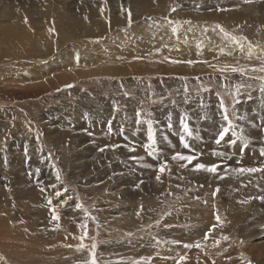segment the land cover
Instances as JSON below:
<instances>
[{"label": "rangeland", "instance_id": "obj_1", "mask_svg": "<svg viewBox=\"0 0 264 264\" xmlns=\"http://www.w3.org/2000/svg\"><path fill=\"white\" fill-rule=\"evenodd\" d=\"M152 1L0 3V264H264V0Z\"/></svg>", "mask_w": 264, "mask_h": 264}, {"label": "bare ground", "instance_id": "obj_2", "mask_svg": "<svg viewBox=\"0 0 264 264\" xmlns=\"http://www.w3.org/2000/svg\"><path fill=\"white\" fill-rule=\"evenodd\" d=\"M27 1V0H26ZM0 3H1V5L3 6V8L4 9H8V7L9 6H12V5H9L10 3L9 2H6V3H3L2 2V0H0ZM58 7V6H57ZM52 8H53V6H51V5H49L47 2L46 3H44L43 4V7H42V10H41V13L40 14H42V16L43 17H46V16H48L49 14H50V12H51V10H52ZM18 11H19V9H17ZM17 10H16V12L15 13H17ZM54 10V9H53ZM85 10V9H84ZM13 12V11H12ZM52 13V12H51ZM11 14V13H10ZM87 15V14H86ZM4 16V15H3ZM10 16V15H9ZM20 16V15H19ZM55 16H56V18H57V20L59 21V27H60V20L62 19L61 18V16L58 14V13H56L55 14ZM81 16H83V14L81 15ZM18 17V16H17ZM21 18V17H20ZM87 18H88V16H87ZM20 20H22V19H20ZM78 20V19H77ZM261 20V19H260ZM24 21V20H23ZM34 21H35V19H34ZM84 21V20H83ZM85 21H86V23H87V20L85 19ZM84 21V22H85ZM258 21H259V19H258ZM35 23V22H34ZM32 24H33V22H32ZM36 24V23H35ZM30 25V24H29ZM256 25V24H255ZM254 25V26H255ZM28 26V25H27ZM32 26V25H31ZM31 26H29L30 27V29H31ZM90 26V25H89ZM65 30L67 31V29H66V25L64 26V28H63V31L65 32ZM83 30V29H82ZM77 31V30H76ZM93 32V31H92ZM85 33H88V32H85ZM90 34V33H89ZM70 35V34H69ZM77 35H78V33H77ZM80 35V34H79ZM31 36L33 37V35L31 34ZM35 37V36H34ZM20 43V42H19ZM22 45H23V43H21ZM20 44V45H21ZM24 46L25 45H23L22 46V48H24ZM9 47V49H10V46H8ZM18 47V46H17ZM15 48H16V46H15ZM32 48V46H30L29 48L27 47H25L24 49H20L19 47H18V49H19V52H18V50H17V52L19 53V57H22V58H30V57H32V58H36L37 56H40V55H47L48 53H50V49L51 48H49V45H48V47H43V49L42 50H40V51H38L37 53H36V50L34 51V52H32V50H29V49H31ZM48 48V49H47ZM14 51H16V50H14L13 48L10 50V51H8L7 52V54L8 55H10V54H12V53H14ZM28 51V52H27ZM12 52V53H11ZM18 53H16L15 52V55L17 54L18 55ZM16 55V56H17ZM13 56V55H12ZM15 56V57H16ZM6 57H11V56H6L5 55V58ZM14 60L15 58L13 57H11L10 58V61L11 60ZM14 61H16V59L14 60ZM13 61V62H14ZM21 61V60H20ZM4 62H5V60H4ZM18 63V62H17ZM10 64V63H9ZM20 64V63H19ZM16 65V64H15ZM15 68V67H14ZM131 69V68H130ZM32 75H33V73H31ZM36 74V73H35ZM43 86V85H42ZM21 131V130H20ZM255 168V167H254ZM263 169H264V167H262ZM260 169V170H258V171H264L263 169ZM264 173V172H263ZM13 185V184H12ZM13 216H14V211L11 213V212H7L6 211V214H5V216L3 217L4 219L2 220V222H3V226H5L4 224L5 223H7V222H12V218H13ZM1 222V223H2ZM0 223V224H1ZM11 224H13L14 225V223L12 222ZM1 227V226H0ZM10 228V227H9ZM8 228H6V230H7ZM5 230V229H4ZM14 249V248H13ZM16 249V248H15Z\"/></svg>", "mask_w": 264, "mask_h": 264}, {"label": "snow or ice", "instance_id": "obj_3", "mask_svg": "<svg viewBox=\"0 0 264 264\" xmlns=\"http://www.w3.org/2000/svg\"><path fill=\"white\" fill-rule=\"evenodd\" d=\"M174 10V9H173ZM235 39V38H233ZM188 63H192L191 61H188ZM233 72H237V71H243L242 69H237V68H232L231 69ZM264 70V69H262ZM221 71H224L223 69H221ZM262 91H264V89H262ZM226 109H225V119L227 120V115H226ZM188 126L185 125V129L187 130ZM230 131V128L229 127H225L223 128V130L221 131V133L219 134V138L217 139V143H220V141H222L224 139V137L229 133ZM190 134V133H189ZM150 139L152 140V144L154 145L155 144V139L154 137H150ZM234 142V141H232ZM187 146V145H186ZM134 150V149H133ZM173 159H178V160H182V161H187V162H191L194 157L193 156H188V155H182V154H176ZM217 165H204V164H198L196 165V168L197 169H203L205 171H208V172H216V169H217ZM166 170V163L165 164H162L160 166V169L159 171L162 173ZM241 171H248V172H255V171H258V169H241ZM59 178V177H58ZM157 179H159V177H157ZM217 219H219V217L217 216ZM185 247H191V245H185ZM92 264H95V260L92 261Z\"/></svg>", "mask_w": 264, "mask_h": 264}, {"label": "crops", "instance_id": "obj_4", "mask_svg": "<svg viewBox=\"0 0 264 264\" xmlns=\"http://www.w3.org/2000/svg\"><path fill=\"white\" fill-rule=\"evenodd\" d=\"M183 0H181V2H182ZM154 2L151 0V3L149 4V5H152L150 8H155V3L153 4ZM156 5H159V4H156ZM257 8V9H256ZM255 9H256V11H258V7H255ZM154 10H156V8L154 9ZM255 15H257L258 16V13H256ZM157 21H160V23H161V21H162V18H161V16H160V13H158L157 14ZM193 17V16H192ZM241 17H242V15H241ZM173 19H179V20H181V19H183V10H181V11H178L174 16H173ZM196 21L195 22H197V18L195 19ZM194 21V20H193ZM186 27L187 26H192L191 24H189V25H185ZM191 50H195V51H197V53H198V51H200V49H198V47L197 46H195V47H192L191 48ZM171 121V120H170ZM223 143H224V140H222V141H220V143H219V145H221V147L223 146ZM198 147H200V146H203V144L202 143H197L196 144ZM205 145H207V144H205ZM171 168V167H170ZM19 191L17 190V197L19 198V193H18ZM4 213V212H3ZM5 214H6V212L4 213V215H3V217L5 216ZM14 216H13V221H14V226H16V223H17V221L16 220H14ZM38 233H42V232H40V231H37ZM47 232V230L44 232V233H46ZM39 236H40V234L38 235V237L34 240V241H36V242H39Z\"/></svg>", "mask_w": 264, "mask_h": 264}]
</instances>
